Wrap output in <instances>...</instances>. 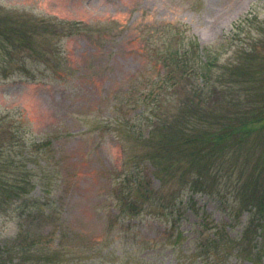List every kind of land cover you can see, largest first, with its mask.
Here are the masks:
<instances>
[{
  "label": "rangeland",
  "instance_id": "rangeland-1",
  "mask_svg": "<svg viewBox=\"0 0 264 264\" xmlns=\"http://www.w3.org/2000/svg\"><path fill=\"white\" fill-rule=\"evenodd\" d=\"M177 23L202 47L222 54L215 70V76L223 73L221 82L213 86L203 111L214 109L220 125L241 117L240 111L256 112L264 100V0H0V24L16 41L17 53L32 45L36 61L29 64L28 58L29 72L49 69L40 60L53 61L51 42L59 71L66 74L61 85L51 77L0 80V140L9 137L2 140L6 155L19 160L14 170L24 175V165L33 182L19 196L0 191L1 249L48 250L53 264H264V257L253 261L228 241L208 261L200 262L196 254L203 236L222 228L234 243L248 229L261 246L255 227L250 228L257 214L235 201L238 170L214 181V195L182 186L177 172L185 161L164 158L159 168L147 162L144 172L154 197L141 199L143 209L134 216L116 205L111 174L120 171L121 142L133 159L152 151L142 145L147 134L155 133L147 123L141 128L144 138L132 141L134 114L143 108L135 104L131 109L132 102L151 91V79L162 71L150 55L162 50L161 27ZM60 26L74 33H58ZM179 83L164 87L170 95L156 96L153 121L155 114L160 122L179 115L174 95H189L193 88ZM159 93L158 88L150 92V100ZM124 96L129 107L122 108ZM225 99L231 101L224 105ZM201 107L196 118L205 126L213 116ZM127 115L134 121L126 118L124 125L120 119ZM256 133L248 135L247 156L239 162L249 165L242 173L254 168L264 182V138ZM163 196L172 201L169 209L159 206ZM4 256L0 264L13 254Z\"/></svg>",
  "mask_w": 264,
  "mask_h": 264
},
{
  "label": "trees",
  "instance_id": "trees-1",
  "mask_svg": "<svg viewBox=\"0 0 264 264\" xmlns=\"http://www.w3.org/2000/svg\"><path fill=\"white\" fill-rule=\"evenodd\" d=\"M246 20L242 21V24ZM75 26H77L76 30L81 32L79 24ZM65 28L60 26L58 33L60 32L66 36H71L74 33L71 28L66 30ZM56 34L54 32V35ZM158 36L162 41L161 47L158 48L162 50H160V53L157 51L156 54L152 53L150 55L155 59V62L161 65L162 71L151 79L150 92L158 88L160 93L153 94L152 100H150V92H147L138 100L134 99L131 109L134 108L135 104L138 107L143 106L140 112L136 111L134 114L135 121L128 115L120 119V122L124 125L126 118L137 124L133 129L126 126V129H131L129 132L132 135L133 142H137L136 139L144 138V130L141 128L148 127L147 123L151 127H154L155 133L147 134L143 145L141 144L142 147L144 146V148L152 151H148L146 155H140V157L135 156L133 159L129 156L127 158L125 147L121 142L122 164L120 171L111 174L116 205H118L122 213L130 216L138 215L143 209L141 199H151L155 193L150 187V182L148 181L150 179L144 172V168L148 163L154 164V167L157 168L160 165L161 159L164 158L169 159L170 163L171 161L174 163L185 161L184 166L178 164L180 170L177 172V180L182 182V186L188 185L192 191L207 194L214 192V195H217L218 192L216 191L214 181L222 176L229 178L235 175L234 171L238 170L239 174L237 171V175H240V178H237L233 184L240 185L241 189L236 190L238 196L235 201L241 204V209H249L257 214L255 218L256 225L250 223V228L252 226L255 227V230L252 231L253 233L255 231V234L258 233L261 246L259 247V244L257 245L256 241L251 238L252 236L250 237V233L252 232L248 229L246 231L249 234L245 233L240 241L234 243L233 240L228 239L223 230L224 228H222L219 229V232L204 235L201 243L196 245V254L200 258V262H203V260L204 262L208 261L212 257L211 255L223 245V242L228 241L229 245L237 247L238 250L234 251L239 252L240 249L250 255L253 261L260 260L264 257V182L257 180L254 168H250L246 175L242 173L244 170L242 166L245 165V169H247L249 165L244 159L245 163L241 162L242 166H240L239 160L241 156H247L246 141L249 134L257 130L255 135L259 134L264 138V100L260 103V106H255L256 112L240 111L241 117L235 115L233 119L230 118L229 122L223 119L227 123H221L227 125H220L219 119L221 115H212L211 111H214L212 108H209L205 113L203 107H206L204 104H206L205 101L208 99L207 96L214 92L213 86L216 85L217 88L219 82H221L220 79L223 73L215 76V70L219 67L217 62L219 63L222 54H218L217 50L215 51L213 47H202L197 38L190 33L189 29L179 23L162 26ZM15 42L13 36H10L9 32L0 24V80L4 81L12 76L19 75V78L28 81L38 82V80L42 81L44 78L51 77V80L56 84L61 85L65 83L61 82L66 79V74L59 71L61 65H57L59 63L57 61L58 52L55 48L53 49L51 42L49 43V54L53 61L49 58L40 60L49 69L45 71L41 70L36 74L29 72V64L36 61L31 52L32 45L27 44V47L23 48L24 52L20 54L17 53L18 46ZM28 58L30 60L29 64L27 63ZM177 81L180 82L178 85H181V87H186V85L193 87L188 88L189 91H192L189 95L184 92L174 95L173 98L179 115L172 118L166 116V118L164 117L165 121L160 122V115L155 114V121H153L151 117L155 111L154 101L156 100V96L160 97L162 92L170 95L164 87L174 88V84ZM169 83L172 86H168ZM129 93L130 91L128 95ZM127 96L121 97L119 104L120 106L122 105V108L129 107L126 103ZM118 99H120V96ZM147 101L148 103L145 104ZM230 101L225 99L223 103L227 105ZM151 104L152 106L149 107ZM199 106H202V113L213 116L212 121L207 119L205 126L203 125V120L200 121V119L196 118ZM148 108L152 112L145 110H148ZM257 124L261 126L262 134L258 133L260 127H256ZM7 138L9 137H3L2 140ZM2 143L3 141L0 143V191L6 192L11 196H19L24 192L26 187L30 188L33 182H31L29 170H26L24 165V175L14 170V165L15 163L17 165L19 160L17 162L14 159L9 160L8 155H6L7 146L5 147ZM140 149L142 151V148ZM176 170L177 166L174 168L175 172ZM241 179H243L242 184H240ZM242 185L251 188L252 191L246 193ZM222 196L220 195L219 197L222 198ZM159 199V206L162 209L170 208L172 201L168 200L169 198L163 196ZM21 207L23 208V205ZM234 217L237 218V215ZM204 226L202 222V229H204ZM10 252L13 256L9 257L2 264H53L54 261L53 258H50L49 255L52 254L48 250L43 252L38 249L19 247L18 250L13 248L12 251H9L7 248L4 250L0 248V256L5 255L4 257H6Z\"/></svg>",
  "mask_w": 264,
  "mask_h": 264
}]
</instances>
